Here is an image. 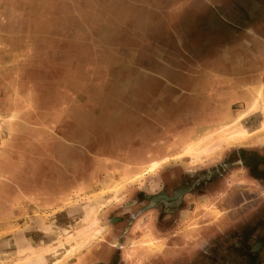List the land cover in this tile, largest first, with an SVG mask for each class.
<instances>
[{
    "label": "rangeland",
    "instance_id": "rangeland-1",
    "mask_svg": "<svg viewBox=\"0 0 264 264\" xmlns=\"http://www.w3.org/2000/svg\"><path fill=\"white\" fill-rule=\"evenodd\" d=\"M257 89L264 0H0V264H93L102 247L108 264H150L134 235L105 244L137 230L119 212L164 187L212 192L229 173L258 201L240 194L223 235L212 208L185 205L176 244L192 241L168 262L264 264V132L201 162L184 154L221 125L260 128ZM96 216L101 232L66 257Z\"/></svg>",
    "mask_w": 264,
    "mask_h": 264
},
{
    "label": "flooded vegetation",
    "instance_id": "flooded-vegetation-1",
    "mask_svg": "<svg viewBox=\"0 0 264 264\" xmlns=\"http://www.w3.org/2000/svg\"><path fill=\"white\" fill-rule=\"evenodd\" d=\"M238 157H240V160H237L236 164H238V166L240 168H243V170H245V164H247V163L250 164L249 162H251L252 158H253V156L248 154V153H244ZM241 165H242V167H241ZM217 170H219V168H217ZM247 170H248V167H247ZM255 170H256V168L251 167V171H248V172H250L252 174V173H254ZM217 172L218 171H216L215 173H217ZM206 173H207L206 174L207 178L209 179L210 177L208 175H209V173H212L211 170L208 169L206 171ZM215 173H213V174H215ZM200 176H201V177H199L200 180H204L202 178L206 177V176H203L201 174H200ZM220 176L223 178L225 177V175H223V174H221ZM230 179H231V173H229V175L227 177H225L224 182L219 184V186H216V189L214 191L208 192V193L202 192V193L193 195V193L195 192V191H193V189L196 188V185H197V183H193V185H192L193 188H191L189 190H188V188H190V187L179 188L178 190H175L174 188L172 190H170V187H164L165 190L163 192H158L155 195L148 196L147 199H145V201H144V199H136L135 201L132 200V202H129L126 204L127 207L123 208L124 211L121 210L119 212V214L116 216V217H118L117 221L119 220L120 224H121V223H123V220H126V221L129 220V222H130L131 220L134 221L136 219L137 223H138L139 221L142 220V214H145L144 215V217H145L148 212H151L152 210L160 209L161 210V216H160L161 227H160V230H157L156 233L153 232V230L151 228L150 221L145 220L143 225H142V223H140L139 230H136L135 233H133V232L129 233L127 231V234L125 235V232L120 233L118 231L119 232L118 233L116 230L111 229V231L109 233V237L107 238V242L105 244L108 245L110 242H112V239H114L115 236H123L122 234H124L123 237H125V238H127L129 236H133V235H134V237H136L137 233H141V230H142L141 228L143 227L144 230L146 231V234L142 237H139V238L136 237V241L139 240L140 238L150 236L155 241V243H157L156 244L157 248L155 249V251L152 255H155V254H158V255L155 256L153 259H151L152 262H150V264H156L160 259H163L164 262H167L166 264H169V262H168L169 258H174L176 252L182 250V248H183V247L177 248V244H176L177 243V241H176L177 237L176 236L178 235V230L176 229V226H175L176 223L175 222H176V218L182 214V210H183V208H185L184 205H189L190 207H188V209L190 210L193 203L201 206L202 203L208 204V203L216 202V203H218V207L221 211L220 217H218V219H219L223 216V213H225V211H226V208L224 206L227 207L226 212L228 213L227 214L228 216H234V215L238 216L240 214L241 209L244 210L242 206L239 207L240 204L238 201L240 200L239 199L240 194L248 200V202L246 201L245 206H249L250 204H254L258 201L259 198L253 197L251 194L249 195L245 192V190H243L244 185L241 188L237 189V191H233L232 189H235L237 187L235 185L239 184V180L236 181L235 183H232L229 185ZM240 181H243V180H240ZM226 184H228V188H227L228 191H227L226 195L224 196V191H225L224 186ZM219 194L221 195V198L217 199V196ZM246 194H247V196H246ZM220 203H221V206H220ZM231 205H232V207H231ZM122 225L123 224H121V226ZM206 227H208V224L206 225ZM135 228H136V226H135ZM198 231L199 230H197V232ZM201 237H203L202 233H201ZM203 238H205V237H203ZM112 246H114V248L116 247L117 251H119L121 249L120 244H116V246L113 244ZM103 249L104 248L102 247L100 249L101 253L96 254V256L94 257L95 260H94L93 264H108L109 263V262L106 263L105 261L102 260L108 254L107 251H106V253L105 252L103 253V251H102ZM140 250H142V249H140ZM125 258H126V260H124L125 261L124 264H138V263L139 264H145V262H146L145 260H143L142 255H140V256H138V258H134V260H132L131 255L127 254V255H125ZM118 264H122V261L120 260L118 262Z\"/></svg>",
    "mask_w": 264,
    "mask_h": 264
},
{
    "label": "bare ground",
    "instance_id": "bare-ground-1",
    "mask_svg": "<svg viewBox=\"0 0 264 264\" xmlns=\"http://www.w3.org/2000/svg\"><path fill=\"white\" fill-rule=\"evenodd\" d=\"M256 97L253 99L252 104L250 106L249 112L257 111L258 104H262L260 108H262L263 112V119L261 120L260 128L253 132L249 133L246 129L239 124V120L227 125H221L220 127L204 134V137H201L192 145L184 146V154L187 155L191 162L197 163L201 162L204 159L212 157L216 152L220 151L223 143H243L247 140L252 139V137L258 133L264 132V89L260 91L257 89L255 91ZM222 149V148H221ZM159 166L158 162H152L148 167V172H152ZM116 201V198L111 201ZM203 210L209 211L212 208L213 213L215 214L214 217H220V209L218 207V203L213 202L209 205L202 203L200 206ZM192 222V221H191ZM98 227V219L97 216L89 223L88 226L82 228L79 231V235H87L89 238L77 244L73 248L70 249L68 253H66V257H68L71 253H75V251L82 249L90 240H92L95 235L99 234L101 230L97 229ZM157 243L150 237L146 236L140 238L134 243V250L135 249H142L147 255H152L157 248ZM65 257V258H66ZM60 264V263H59Z\"/></svg>",
    "mask_w": 264,
    "mask_h": 264
},
{
    "label": "crops",
    "instance_id": "crops-1",
    "mask_svg": "<svg viewBox=\"0 0 264 264\" xmlns=\"http://www.w3.org/2000/svg\"><path fill=\"white\" fill-rule=\"evenodd\" d=\"M251 113H257L256 111H254V112H249L248 114H247V116L249 115V114H251ZM261 123V122H260ZM259 127H257L256 129H253V131L251 130V131H248L249 133H251V132H254L255 130H257ZM237 189H239V187H236L235 189H232L233 191H237ZM185 206V205H184ZM220 206H221V203H220ZM225 208H226V211H227V207L226 206H224ZM231 207H232V205H231ZM227 213V212H226ZM144 215L145 214H142V220L141 221H139L138 223H136V228L135 229H137V230H139V226H140V223H142V225L144 224V221L145 220H148V221H150V224H151V228H152V230H153V232H155L156 233V231L157 230H160V227H161V218H160V216H161V210L160 209H157V210H152L151 212H148L147 214H146V216L144 217ZM184 215H185V208H183V210H182V214L180 215V216H178L177 218H176V221L177 220H186V219H183L184 218ZM210 219V221L212 220V218L210 217L209 218ZM234 219L236 220L237 219V216H235V218H234V216H227V215H225V216H223V217H221V218H219V219H216V220H212V221H215V223H216V226L218 227V225H220V227L219 228H217V229H222L221 230V233H222V235H223V230L224 229H226L225 227V223H228V221H234ZM209 221V220H208ZM217 221V222H216ZM202 224V223H201ZM206 225H207V222L205 223V224H203V226L204 227H206ZM231 225H233L234 226V222L231 224ZM180 226H181V224H180ZM202 225H201V227L200 228H202L203 227ZM142 230H141V233H137V238H139V237H142V236H144L145 234H146V231L144 230V228L142 227L141 228ZM227 231H228V228L226 229ZM233 232V230L231 229V233ZM201 238V240H200V244H203V243H205V244H203L204 246H206L207 244H206V240H203V239H205V238H203V237H200ZM186 240H188L187 241V243H186ZM191 241L192 240H190V239H188L187 237H183V238H181L180 239V242H178V245H177V248H179V247H183L182 249H184L186 246H187V244L188 243H191ZM201 247V246H200ZM139 252H144L143 250H139ZM138 252V253H139ZM140 255V254H139ZM138 255V256H139ZM158 254H155V255H151V256H149V257H152V258H154L155 256H157ZM175 255H177V253L175 254ZM138 256H137V258H138ZM175 257H177V256H175ZM174 257V258H175ZM106 258H103L102 260L103 261H105L106 263H108L107 262V260H105ZM170 263V262H169ZM139 264V263H138Z\"/></svg>",
    "mask_w": 264,
    "mask_h": 264
}]
</instances>
